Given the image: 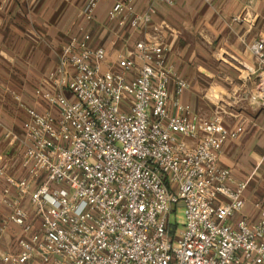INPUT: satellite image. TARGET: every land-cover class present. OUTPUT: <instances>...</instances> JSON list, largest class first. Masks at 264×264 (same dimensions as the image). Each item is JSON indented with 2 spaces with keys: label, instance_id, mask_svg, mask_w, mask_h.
<instances>
[{
  "label": "built area",
  "instance_id": "built-area-1",
  "mask_svg": "<svg viewBox=\"0 0 264 264\" xmlns=\"http://www.w3.org/2000/svg\"><path fill=\"white\" fill-rule=\"evenodd\" d=\"M101 1L112 2L108 19L120 27H146L156 13L153 5L137 12L136 0H88L81 14L92 21ZM91 38L83 30L62 47L50 84L36 91L44 109L26 108L23 176L7 177L0 166L17 193L4 200L8 220L22 230L19 251L2 261L264 264V206L256 204L257 222L232 223L247 184L219 162L242 128L228 133L219 116L192 112L181 98L186 82L157 38L119 52L108 70L106 50ZM252 50L264 59V42ZM179 206L182 229L172 222Z\"/></svg>",
  "mask_w": 264,
  "mask_h": 264
},
{
  "label": "crops",
  "instance_id": "crops-1",
  "mask_svg": "<svg viewBox=\"0 0 264 264\" xmlns=\"http://www.w3.org/2000/svg\"><path fill=\"white\" fill-rule=\"evenodd\" d=\"M87 1L0 0V166H5V176H23L26 108L44 109L36 91L50 84L66 43L89 31L90 46L106 50L102 69L108 70L119 52L129 54L138 41L157 38L168 46L167 60L186 82L181 98L192 112L219 116L228 133L242 128L223 144L219 162L247 184L245 206L230 221L246 217L257 222L264 206V59L252 46L264 42V0H176L173 6L136 0L137 12L150 5L156 10L152 23L139 28L110 21V1L99 2L88 21L81 14ZM169 90L173 98L174 81ZM5 176L0 177V228L5 226L0 264H5L2 257L19 251L22 235L8 220L11 209L4 200L17 193Z\"/></svg>",
  "mask_w": 264,
  "mask_h": 264
},
{
  "label": "rangeland",
  "instance_id": "rangeland-1",
  "mask_svg": "<svg viewBox=\"0 0 264 264\" xmlns=\"http://www.w3.org/2000/svg\"><path fill=\"white\" fill-rule=\"evenodd\" d=\"M172 222H177L179 224V228L182 229V226L185 222L184 208L179 206L177 208L176 214H173Z\"/></svg>",
  "mask_w": 264,
  "mask_h": 264
}]
</instances>
